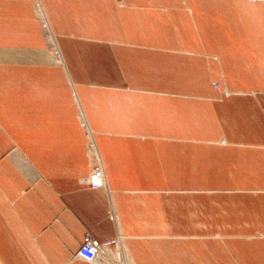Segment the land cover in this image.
I'll list each match as a JSON object with an SVG mask.
<instances>
[{
    "label": "crops",
    "instance_id": "crops-1",
    "mask_svg": "<svg viewBox=\"0 0 264 264\" xmlns=\"http://www.w3.org/2000/svg\"><path fill=\"white\" fill-rule=\"evenodd\" d=\"M121 1L0 0V264H264V0Z\"/></svg>",
    "mask_w": 264,
    "mask_h": 264
},
{
    "label": "rangeland",
    "instance_id": "rangeland-1",
    "mask_svg": "<svg viewBox=\"0 0 264 264\" xmlns=\"http://www.w3.org/2000/svg\"><path fill=\"white\" fill-rule=\"evenodd\" d=\"M116 1L119 4H121V2H122L121 0H116ZM250 1L254 2V1H259V0H250ZM36 7L39 9L37 4H36ZM40 24L42 25L41 26L42 30L44 32L46 39L48 40V42L50 44L51 52H52L56 62L60 65L63 64L59 48H58L57 44L55 43V37L52 34L49 27H47V22H46V20L43 17L41 12H40ZM214 85H217V83H214ZM261 93L264 94V90ZM225 94H227V93L225 92ZM252 94L255 95L258 93H252ZM73 97L76 100L75 104H76V110H77L78 123H79V126L81 127L82 131L84 132V135L86 137L87 144H88V149H89V154H90L89 156H90V160L92 163L91 164V172L94 170H97V169H100L102 171L103 177H104L105 188L107 189L108 188L107 187V179H106L104 171H103V165H102L100 155H99V151H98L96 133L89 128V126L86 122L84 113L82 111V108H81L80 104L78 103V101L75 97V94H73ZM222 142H224V141H222ZM107 248L110 249L109 253H114V252L120 253L122 258H123L124 264H132V260L130 258V255L128 254L125 243L123 242L121 237H118V239L116 241L109 243L107 245ZM98 264H110V262H109V259H106V260L103 259Z\"/></svg>",
    "mask_w": 264,
    "mask_h": 264
},
{
    "label": "built area",
    "instance_id": "built-area-1",
    "mask_svg": "<svg viewBox=\"0 0 264 264\" xmlns=\"http://www.w3.org/2000/svg\"><path fill=\"white\" fill-rule=\"evenodd\" d=\"M84 182L90 189H100L105 185L100 169L92 171ZM108 244L100 245L87 238L79 245L75 258L90 264H98L103 259H109L110 264H124L120 253H109Z\"/></svg>",
    "mask_w": 264,
    "mask_h": 264
},
{
    "label": "bare ground",
    "instance_id": "bare-ground-1",
    "mask_svg": "<svg viewBox=\"0 0 264 264\" xmlns=\"http://www.w3.org/2000/svg\"><path fill=\"white\" fill-rule=\"evenodd\" d=\"M86 184V183H85ZM105 188V185H104V187L102 188V189H104ZM106 260V259H105Z\"/></svg>",
    "mask_w": 264,
    "mask_h": 264
}]
</instances>
